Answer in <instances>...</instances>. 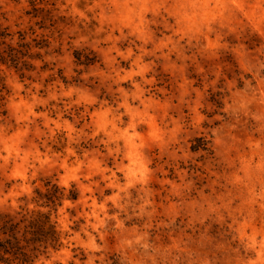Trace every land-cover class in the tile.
<instances>
[{
  "label": "clouds",
  "instance_id": "obj_1",
  "mask_svg": "<svg viewBox=\"0 0 264 264\" xmlns=\"http://www.w3.org/2000/svg\"><path fill=\"white\" fill-rule=\"evenodd\" d=\"M0 264H264V0H0Z\"/></svg>",
  "mask_w": 264,
  "mask_h": 264
}]
</instances>
